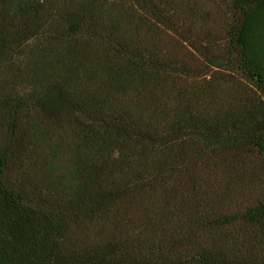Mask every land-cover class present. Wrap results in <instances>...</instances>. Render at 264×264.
I'll return each mask as SVG.
<instances>
[{
	"label": "trees",
	"instance_id": "trees-1",
	"mask_svg": "<svg viewBox=\"0 0 264 264\" xmlns=\"http://www.w3.org/2000/svg\"><path fill=\"white\" fill-rule=\"evenodd\" d=\"M0 264H264V0H0Z\"/></svg>",
	"mask_w": 264,
	"mask_h": 264
}]
</instances>
